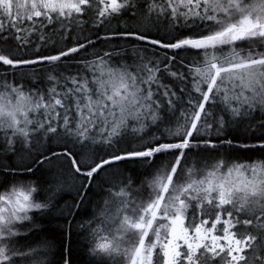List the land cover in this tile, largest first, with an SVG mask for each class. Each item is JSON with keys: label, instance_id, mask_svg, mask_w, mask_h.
<instances>
[{"label": "snow or ice", "instance_id": "6c2138e0", "mask_svg": "<svg viewBox=\"0 0 264 264\" xmlns=\"http://www.w3.org/2000/svg\"><path fill=\"white\" fill-rule=\"evenodd\" d=\"M0 264H264V0H0Z\"/></svg>", "mask_w": 264, "mask_h": 264}, {"label": "trees", "instance_id": "16d2710c", "mask_svg": "<svg viewBox=\"0 0 264 264\" xmlns=\"http://www.w3.org/2000/svg\"><path fill=\"white\" fill-rule=\"evenodd\" d=\"M64 199L67 200L68 196L65 195ZM61 203H63V201H61ZM61 223H64V221H53L51 224L48 225L49 232L51 236L55 238L56 241H60L61 239H63L64 246L70 247L77 261H79V253L82 251L84 244L83 236L79 234V229L76 225V222L73 221L71 232H68L67 228L65 227V229L63 230L65 234L63 237H61L60 233L62 229L59 227V224Z\"/></svg>", "mask_w": 264, "mask_h": 264}]
</instances>
